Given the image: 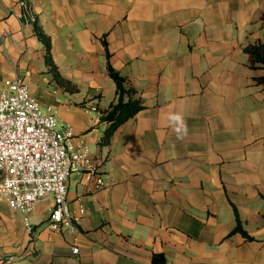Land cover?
Wrapping results in <instances>:
<instances>
[{
	"label": "crops",
	"instance_id": "crops-1",
	"mask_svg": "<svg viewBox=\"0 0 264 264\" xmlns=\"http://www.w3.org/2000/svg\"><path fill=\"white\" fill-rule=\"evenodd\" d=\"M36 23L77 90L55 79ZM260 42L264 0H0V91L25 76L103 179L70 175L75 230L48 227L52 196L31 231L0 201V264H264V67L245 51ZM109 65L143 108L104 144Z\"/></svg>",
	"mask_w": 264,
	"mask_h": 264
},
{
	"label": "built area",
	"instance_id": "built-area-1",
	"mask_svg": "<svg viewBox=\"0 0 264 264\" xmlns=\"http://www.w3.org/2000/svg\"><path fill=\"white\" fill-rule=\"evenodd\" d=\"M22 20H34L23 3ZM72 130L60 128L56 113L44 109L31 94L25 76L6 81L0 91V201L23 213L26 228L31 215L48 196L53 198L47 225L54 231L75 230L86 213H74L68 201V179L81 173L95 188L103 186L99 165L82 140L71 144ZM74 252H78L74 248Z\"/></svg>",
	"mask_w": 264,
	"mask_h": 264
},
{
	"label": "trees",
	"instance_id": "trees-1",
	"mask_svg": "<svg viewBox=\"0 0 264 264\" xmlns=\"http://www.w3.org/2000/svg\"><path fill=\"white\" fill-rule=\"evenodd\" d=\"M35 31L38 37L43 41L45 45L46 61L49 64L50 70L52 71L55 79L69 90H77V87L72 84L70 80L63 77L58 70V66L55 63L52 55L51 37L45 32L43 27L37 23L35 24ZM245 51L249 55L250 66L264 67V42H260L257 44H249L245 47ZM109 72L114 81L116 82V92L118 98L115 103L111 104V107L106 111V115L103 117L105 121L109 122V125L107 126L102 138V143L104 144L110 143L117 129L125 121L135 116L136 113L143 108V103L140 96L137 95L136 89L128 83L127 78L122 76L111 65H109ZM256 80L258 83H262L264 85V75L256 76ZM237 220L238 222L234 231H239L246 237H250L246 230H244L238 215ZM157 258L161 260L160 263H157ZM152 264H165L163 255L155 254Z\"/></svg>",
	"mask_w": 264,
	"mask_h": 264
}]
</instances>
